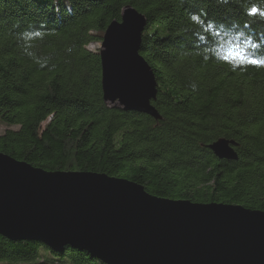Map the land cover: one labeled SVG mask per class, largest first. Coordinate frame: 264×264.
<instances>
[{"label":"trees","instance_id":"16d2710c","mask_svg":"<svg viewBox=\"0 0 264 264\" xmlns=\"http://www.w3.org/2000/svg\"><path fill=\"white\" fill-rule=\"evenodd\" d=\"M126 6L147 19L140 53L160 119L103 99L90 45ZM0 124V153L37 168L264 211V0H0ZM219 139L236 160L209 149ZM0 264L106 263L0 235Z\"/></svg>","mask_w":264,"mask_h":264},{"label":"water","instance_id":"95a60500","mask_svg":"<svg viewBox=\"0 0 264 264\" xmlns=\"http://www.w3.org/2000/svg\"><path fill=\"white\" fill-rule=\"evenodd\" d=\"M147 19L132 6L105 30L103 99L123 111L160 115L154 71L141 55ZM234 141L209 149L236 160ZM0 235L85 250L106 264H264V211L154 196L104 173L47 171L0 153Z\"/></svg>","mask_w":264,"mask_h":264},{"label":"rangeland","instance_id":"374dc122","mask_svg":"<svg viewBox=\"0 0 264 264\" xmlns=\"http://www.w3.org/2000/svg\"><path fill=\"white\" fill-rule=\"evenodd\" d=\"M101 47V44H91L90 45V48L91 49H97V48H100ZM5 126L0 124V133L3 132L5 130Z\"/></svg>","mask_w":264,"mask_h":264},{"label":"snow or ice","instance_id":"6c2138e0","mask_svg":"<svg viewBox=\"0 0 264 264\" xmlns=\"http://www.w3.org/2000/svg\"><path fill=\"white\" fill-rule=\"evenodd\" d=\"M251 13L255 14L258 10L254 7L252 9L249 10ZM195 19V18H194ZM256 62V61H253Z\"/></svg>","mask_w":264,"mask_h":264}]
</instances>
